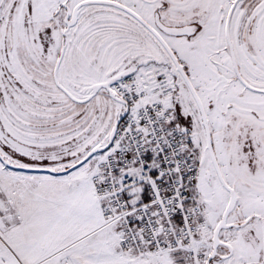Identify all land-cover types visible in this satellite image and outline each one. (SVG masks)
Segmentation results:
<instances>
[{"label":"snow or ice","instance_id":"1","mask_svg":"<svg viewBox=\"0 0 264 264\" xmlns=\"http://www.w3.org/2000/svg\"><path fill=\"white\" fill-rule=\"evenodd\" d=\"M0 264H264V0H0Z\"/></svg>","mask_w":264,"mask_h":264}]
</instances>
